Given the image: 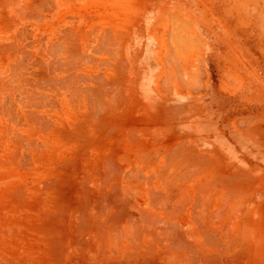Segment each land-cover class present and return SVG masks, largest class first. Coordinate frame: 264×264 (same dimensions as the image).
<instances>
[{
  "label": "rangeland",
  "instance_id": "1",
  "mask_svg": "<svg viewBox=\"0 0 264 264\" xmlns=\"http://www.w3.org/2000/svg\"><path fill=\"white\" fill-rule=\"evenodd\" d=\"M159 1L165 4L154 37L166 76L158 101L146 69L141 98L137 90L139 68L154 52L153 40L142 33L139 0H0V264L52 263L50 244L37 229L56 203L62 210L69 205L64 219L78 239L73 211L90 195L79 181L87 177L99 191L100 173L108 171L99 164L110 155L123 169L113 182L121 187V201L142 205L138 186L155 180L144 168L165 166L169 152L203 168V194L196 199L206 253L218 255V264H264V51L240 29L252 28L251 21L232 19L226 0ZM191 2L200 6L194 11ZM191 12L198 38H205L203 24L212 29L213 41L216 30L219 39L230 31L241 35L250 52L240 54L242 61L261 72L258 90L244 91L242 82L224 75L222 41L220 64L205 63L209 50L191 31ZM156 101L164 106L147 105ZM193 176L184 181L191 202L201 179ZM81 189L88 194L84 201ZM193 220L182 224L190 235Z\"/></svg>",
  "mask_w": 264,
  "mask_h": 264
},
{
  "label": "bare ground",
  "instance_id": "2",
  "mask_svg": "<svg viewBox=\"0 0 264 264\" xmlns=\"http://www.w3.org/2000/svg\"><path fill=\"white\" fill-rule=\"evenodd\" d=\"M67 77L64 80H67ZM82 137L84 136L82 135ZM112 155L107 157L104 162L102 161L103 164H99L103 166L104 171L108 170L104 175L103 169L101 170L102 172L100 171V180L103 185L99 187L101 182L97 180L99 191L89 187L90 182L86 176V180L79 181L81 184H84L82 186L80 184L79 188H84L85 190L83 191L87 192L88 190L90 192L89 198L87 197L89 192L87 194L82 189L80 190V193L82 191L84 194L80 198L84 201L83 198L87 195V199L85 198L87 201L85 200L86 204L85 206L83 205L84 207H80L82 209L73 211L75 212L74 217L78 225L77 234L80 237L77 238L79 240L71 236V228L66 223V219H64L65 213L63 214V211L65 212L69 205L66 210H62V205L56 203L53 208L54 212L47 218L48 220L43 221L45 222L44 224L39 223L37 235L45 236V241H48L50 244L49 255L52 257L51 264H218V255L214 259L215 255L213 257L209 256L208 252L206 253L208 249L205 250L204 248L206 246L205 240L207 234L204 218L201 216L202 208L197 205L198 201L196 199L203 194L201 186L202 179L204 178L202 175L203 168L201 166L190 167L184 159L185 157L183 159L175 156L171 157L170 152L166 153V157L168 158L166 161L167 165L156 164L154 166L152 162L148 167L144 168L148 173H154L155 180L153 181L151 177L149 182L147 180L138 186L137 191H140L141 198L144 200L143 204L139 205L137 201L131 202L132 200H130V203L121 201V187H119L118 183L113 182L117 180L116 176H120L123 169L114 164V156ZM156 160L155 158V162H157ZM202 167L205 169V166ZM115 173L117 175H114ZM192 175L201 178H198L200 181L199 185L193 183L196 186L192 194L194 197L193 202H191V198L186 191V185L184 184V181H188ZM83 181L85 183L88 181V186L86 184L85 187ZM226 190L228 191L229 188ZM58 191L56 190V193ZM63 191L67 192V190ZM134 194L132 195L134 196ZM61 199L58 200L63 202ZM129 199H132V197H129ZM191 217L194 220L188 221V223L194 228V233L190 235L184 231L182 224ZM224 244L229 246L227 242ZM209 254L211 253L209 252Z\"/></svg>",
  "mask_w": 264,
  "mask_h": 264
},
{
  "label": "crops",
  "instance_id": "3",
  "mask_svg": "<svg viewBox=\"0 0 264 264\" xmlns=\"http://www.w3.org/2000/svg\"><path fill=\"white\" fill-rule=\"evenodd\" d=\"M140 1V7L142 12H145L144 15H142V20L140 17V24H142L141 27L144 28L143 34L147 37L151 38L154 42V52H152L148 58H146V64L145 67L139 68V74H138V93L140 94L141 98V89H140V82L143 77L144 70L146 69L148 75H151V80L149 83V89L152 90L156 96V99L159 101V98L164 99L160 95V86L159 84L166 76L165 71H163V67L161 64V52L159 51V43L158 39L154 37V34L158 32V25L162 24V20L160 18V13H162V6L165 4L164 1L159 0H139ZM195 1V0H194ZM228 1L226 4L228 10L231 13V18L236 19L238 22L249 20L252 23V28L248 26L240 28L242 30L243 35L247 36L248 42H254L255 40L257 42H254L255 45H258V48L264 51V0H226ZM204 2V1H203ZM192 4L194 2H191ZM196 5H199L198 3L193 4L194 11L196 9ZM200 6V5H199ZM206 8H204V11L210 9L207 7L206 2L204 4ZM190 4H189V8ZM217 5L215 6L214 18L217 19ZM193 11V10H192ZM219 11V9H218ZM250 11H253L254 14H250ZM165 12V10H164ZM195 13L191 12V15L189 17V25L191 28V31L193 35H195V38H198V35L195 31L194 33V24H195ZM246 16V19L244 18ZM142 22V23H141ZM139 24V25H140ZM240 27V24H237ZM202 34L205 38H202L201 35L198 38V41L201 43V40L204 41V46L209 50L207 53V56L204 57V61L210 68L214 65L216 68L220 63L217 62L218 56H217V44H219L220 41L223 42V46H225V49L227 52H224L223 62L225 59V65H221L220 69L222 67L223 71H225L224 75L230 78H235L237 81L242 82V87L240 89H243L244 91L248 92H254L252 89L258 90L256 88V81H259V76L261 72H257L256 70L252 69L251 63H245L242 61L241 55L243 53L250 54L249 50L246 49L241 44V39H239V33L230 31L229 33L225 34L222 39H219L217 30L214 32V41H213V31L208 25H202ZM201 26V27H202ZM148 28V29H147ZM238 28V27H237ZM257 30V31H256ZM239 31V29H238ZM250 32V33H249ZM252 37L253 39L250 40L249 38ZM207 44H210L207 45ZM142 52V49H141ZM188 58L187 67L189 68V74L190 78L193 76V69L191 68L192 64V58ZM220 57V56H219ZM207 61V62H206ZM152 63L153 65V71L148 70V64ZM253 65V64H252ZM168 70L170 71V67H168ZM223 73V72H222ZM194 82V80H192ZM157 96L159 98H157ZM180 97L177 95V98ZM252 97V94H251ZM249 98V97H248ZM142 100V99H141ZM143 101V100H142ZM147 102H144L146 104ZM148 106H164L163 104H160L159 102H154L152 104L147 103ZM196 122V121H195ZM197 123V122H196ZM196 130L198 128H195ZM199 131H197L198 133ZM200 148V147H199ZM207 154V153H206ZM215 156H219L220 153L218 151L214 150L213 153H211Z\"/></svg>",
  "mask_w": 264,
  "mask_h": 264
}]
</instances>
